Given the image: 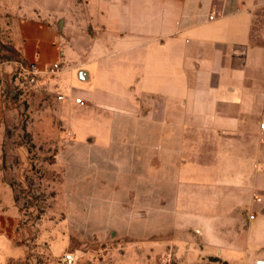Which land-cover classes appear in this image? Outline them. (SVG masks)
I'll return each mask as SVG.
<instances>
[{"label": "crops", "instance_id": "0c3cea01", "mask_svg": "<svg viewBox=\"0 0 264 264\" xmlns=\"http://www.w3.org/2000/svg\"><path fill=\"white\" fill-rule=\"evenodd\" d=\"M6 27L0 135L19 65L59 62L66 141L62 217L30 239L2 208L0 264L264 258V0H43Z\"/></svg>", "mask_w": 264, "mask_h": 264}, {"label": "rangeland", "instance_id": "374dc122", "mask_svg": "<svg viewBox=\"0 0 264 264\" xmlns=\"http://www.w3.org/2000/svg\"><path fill=\"white\" fill-rule=\"evenodd\" d=\"M42 1L0 0L1 60L17 55L7 38L6 22L18 23L27 19ZM4 96V127L0 135V210L10 207L19 217L20 225L27 226V234L33 239L40 231L36 226L38 222L45 218L60 219L63 215L60 196L65 172L56 158L66 141L59 117L60 103L55 96L28 92L22 84L6 91ZM74 244H77L76 239ZM178 256H174L171 264H183ZM257 257L262 256L253 255L252 262ZM96 258L103 260L101 253ZM212 262L216 263L215 260ZM159 264L167 263L159 260Z\"/></svg>", "mask_w": 264, "mask_h": 264}, {"label": "built area", "instance_id": "2783aa9c", "mask_svg": "<svg viewBox=\"0 0 264 264\" xmlns=\"http://www.w3.org/2000/svg\"><path fill=\"white\" fill-rule=\"evenodd\" d=\"M213 18L211 17V19ZM61 69L62 64L59 62L50 64L46 69L40 68L37 62H30L28 64L21 63L16 72L20 84L25 85L28 92L51 95V92L41 85V81L45 76H56ZM56 97L58 100H65L67 98L63 94H56ZM73 100L77 104H83V100L78 97H73ZM261 128L264 129V123L261 124ZM79 260L80 258L75 252L66 253L59 258V262L62 264H77ZM253 264H264V258L255 259Z\"/></svg>", "mask_w": 264, "mask_h": 264}, {"label": "water", "instance_id": "95a60500", "mask_svg": "<svg viewBox=\"0 0 264 264\" xmlns=\"http://www.w3.org/2000/svg\"><path fill=\"white\" fill-rule=\"evenodd\" d=\"M13 93H14V91H13Z\"/></svg>", "mask_w": 264, "mask_h": 264}]
</instances>
